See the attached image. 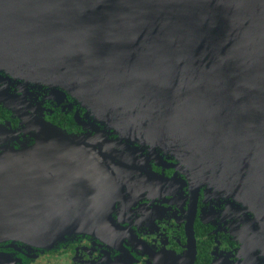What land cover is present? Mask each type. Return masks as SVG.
I'll list each match as a JSON object with an SVG mask.
<instances>
[{
    "label": "water",
    "instance_id": "95a60500",
    "mask_svg": "<svg viewBox=\"0 0 264 264\" xmlns=\"http://www.w3.org/2000/svg\"><path fill=\"white\" fill-rule=\"evenodd\" d=\"M0 69L60 85L264 218V0H0ZM55 132L0 154V241L51 245L108 218L117 151Z\"/></svg>",
    "mask_w": 264,
    "mask_h": 264
},
{
    "label": "flooded vegetation",
    "instance_id": "af4514ba",
    "mask_svg": "<svg viewBox=\"0 0 264 264\" xmlns=\"http://www.w3.org/2000/svg\"><path fill=\"white\" fill-rule=\"evenodd\" d=\"M58 130L117 151L113 208L100 231L0 241V264H264V218L248 201L180 153L116 133L60 85L0 69V154Z\"/></svg>",
    "mask_w": 264,
    "mask_h": 264
}]
</instances>
